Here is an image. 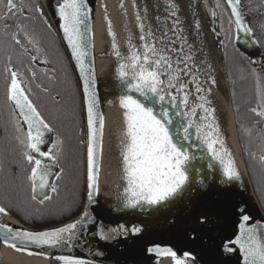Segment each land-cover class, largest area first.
I'll use <instances>...</instances> for the list:
<instances>
[{"label": "snow or ice", "instance_id": "6c2138e0", "mask_svg": "<svg viewBox=\"0 0 264 264\" xmlns=\"http://www.w3.org/2000/svg\"><path fill=\"white\" fill-rule=\"evenodd\" d=\"M221 3L229 10L230 27L226 31L221 25L219 30L213 28L212 31L217 37L224 33L225 38L219 40V44L225 49L232 44L238 58L247 60L246 67L241 69L242 78L251 76L255 79L259 104V109L252 107L250 111L264 119V88L261 87L264 76L260 75V72H264V54L256 60L235 48V44H239L242 39L254 48H264V23L258 26V37L257 29L245 19L242 0H217L216 7L219 8ZM166 10L172 20L168 32L173 34L174 39L169 37L168 32H162L157 37L151 27H146L145 17L138 12L136 20L141 43L134 44L130 36L125 54L119 50L111 20L105 16L107 35L111 38V54L115 57L114 76L119 88L118 107L121 109L122 123L118 177L121 184L117 192V208L167 207L183 199L186 193H191L194 184L206 192L209 188L207 177L194 164L197 159H202L193 151L194 147H198L196 142L204 145L212 161L219 165V174L222 176L220 184L228 185L241 179L217 121L216 109L209 98L211 88H206L200 80L204 61L198 64L191 54V45L181 28L177 4L169 0ZM90 14L88 0H56L54 15L62 34L61 41L70 54L65 60L54 41L42 46V34L32 26L37 20H42L48 34L52 32V24L44 17L39 4H33L31 0H0V38L3 39L0 55L6 58L4 72L9 81L6 101L11 108L9 124L16 133L14 139L25 173L24 184L30 189V202L41 206H25L27 215L40 217L51 214L46 202L53 197L45 189L58 193V184L50 180L54 175L53 167L59 168L55 173L57 180L61 179L64 172L60 163L64 156L65 139L58 125L76 112L78 104L75 97L78 93L82 94L86 119V200L83 207H77L75 198L66 199L56 211L68 213L66 219L70 222L42 230L15 228L0 221V246L14 254L10 264H22L19 258L24 256L51 257V253L37 252L35 249L71 251L82 240L87 243L88 235L108 243L119 237L137 236L142 232V227L136 224L106 226L102 221H97L92 209L100 191L99 157L104 116L96 90L94 61L89 59L92 48ZM210 15L215 21L216 11H211ZM195 28L199 31L198 21ZM178 42L180 47L177 48ZM185 47L189 52H185ZM53 53L61 64L63 79L57 76L56 68H52L51 75H48L47 70L44 74L49 82L60 84L61 90L52 95L51 89L37 84L51 102L50 106L47 103L38 104L32 98V89L26 87L25 80L26 73H31V80L35 81L36 71L31 65L20 71L13 63V57L16 56L21 65L24 57L46 65L51 63L48 57ZM69 65H74L78 82L72 80ZM207 67L210 69L211 65ZM203 74L208 82L216 85V79L209 72ZM189 85L194 86L195 102H190L193 88ZM252 155L264 167V154L258 157ZM2 167L3 162H0ZM208 167L213 168L214 164L209 163ZM223 191L226 205L238 219L237 230L221 242V252L230 256L238 251L239 264H264V228L259 222L250 223L252 216L243 203H233L228 189ZM261 203L264 205V200ZM76 211H79V215L73 219ZM0 214L9 215V212L0 206ZM195 223L198 226L207 224L208 215L201 212L195 218ZM92 228L95 231L90 232ZM195 230L193 228V232ZM147 252L158 257L170 256L173 264H197L191 252L178 257L172 248L159 246L149 247ZM96 255L102 256L103 251L98 250ZM54 258L59 264H93L91 260L71 255L61 254ZM0 264H5L2 256Z\"/></svg>", "mask_w": 264, "mask_h": 264}, {"label": "water", "instance_id": "95a60500", "mask_svg": "<svg viewBox=\"0 0 264 264\" xmlns=\"http://www.w3.org/2000/svg\"><path fill=\"white\" fill-rule=\"evenodd\" d=\"M39 1L47 14L48 23L52 24V30L57 35L58 40L68 58L70 54L67 51L66 45H64L61 41L62 34L59 32L57 18L54 15L56 0ZM142 1L146 6H148L149 4V15L151 12L154 23L149 20V16L147 18V12L145 13L144 17L146 23L149 20V27H151V29L156 33L157 37H159L162 32H168V29L170 27L168 26V23H166L164 13L159 8L157 1ZM136 3L138 8L140 7L142 9L141 2L139 0H136ZM88 5L91 9L90 23L92 29V48L89 59L94 61L97 76L96 90L101 101V111L104 116V129L102 137L103 142L104 134L106 131L103 96L107 91H109L108 85L110 83L113 85L114 90H119L117 81L114 76L115 57L111 54V38L107 35V22L105 20V16H107L109 20L112 19V16L108 4L105 0H88ZM224 6L226 9L225 4ZM226 11L229 16V10ZM211 24L216 28L215 21H213L212 18ZM94 25H96V29H94ZM94 30L95 36H97L98 34L103 42L102 45H105V48H102L99 51H95L96 42L99 43V41L97 37L94 36ZM117 30L118 29H113L115 36H120L121 41L118 42V40H116V42L121 53L125 54L127 51L129 38H127V35H125L123 32H121L120 34L117 33ZM168 35L170 38L174 39V36L171 32H168ZM132 42L136 45L140 44L133 39ZM233 44H235L234 41ZM99 46H101L100 43ZM176 47H180L179 42L177 43ZM235 47L239 48L240 51H243L247 56H251L256 60L261 59L262 54H264L262 48H254L244 39H242L239 44H235ZM70 66L74 74L75 82H78V73L76 72L74 65ZM223 78L225 79L228 99L231 106L228 84L224 72ZM189 87L193 88V85H189ZM79 98L81 103L84 133V203V201L86 200L87 168V149L85 143L86 119L85 113L83 111L81 93H79ZM190 102H193L191 98ZM193 139L195 140V137ZM196 143L198 147H194L193 151L195 152L197 157H202V159H197L196 161H194V164L197 168L201 169L202 174L207 177L209 188L206 192H202L197 187V185L194 184L192 185L193 191L191 193H186L183 199L173 202L167 207L145 206L138 207L136 209H123L117 208V192L119 186L117 187V191L112 193V195L108 197L101 196L99 191L96 197V203L92 206V209L97 217V221H102L106 226L109 227H115L119 224H136L142 227V232L139 235H129L126 238L119 237L117 240L108 243L98 241L92 238L91 235H88L86 237L88 241L87 243L82 240L80 243H77L76 246L71 249V251L67 249H35V251L48 252L51 253L53 257L61 254L71 255L74 258L91 260L93 261V264H154V261L158 256H156L154 253H148L147 249L149 247L159 246L161 248H172V250L177 253L178 257H183L185 252H191L196 257L197 264H239L238 251L229 256L222 253L220 250L221 242L225 238L232 236L233 233L237 230L236 221L238 219V217L234 215L226 205L225 194L223 190L225 188L228 189L233 203H243V205L248 209L249 213L252 216V221H250V223L259 222L261 227L264 228V212L257 200L252 184L250 182L243 154L242 164L246 176L245 182L243 180L244 176H241V179L239 181L232 182L228 185H222L219 183V180L222 179V176H220L219 174V165L215 164V162L212 161L204 145L199 144V142ZM118 148L119 147L115 149L116 152H118ZM209 163L214 164V167L209 168ZM120 164L121 163L117 161V165L113 167L114 173L117 177H119L120 175ZM57 171L58 170L56 168H53L54 175L50 178L51 181L53 180ZM119 182L121 183L120 180ZM45 191L49 190L45 189ZM201 212H204L208 215V223L203 226H198V224L195 223V218ZM77 215H79V213ZM75 216L72 218L75 219ZM0 221H3L4 223L15 228H22L27 230H42L45 228H31L24 226L10 215H6V217L0 215ZM68 222L70 221L67 220L62 223ZM62 223L49 227L61 226ZM193 228L196 229L195 232H193ZM91 231H95V228L90 229V232ZM193 237L195 238L193 239ZM98 250L103 251L102 256L96 255V252ZM5 264L7 263L5 262ZM56 264H59V262L56 261Z\"/></svg>", "mask_w": 264, "mask_h": 264}, {"label": "trees", "instance_id": "16d2710c", "mask_svg": "<svg viewBox=\"0 0 264 264\" xmlns=\"http://www.w3.org/2000/svg\"><path fill=\"white\" fill-rule=\"evenodd\" d=\"M220 15L225 16L223 12ZM229 27L230 25L225 22L223 28L227 31ZM222 34L224 39V33ZM55 43L60 51L58 41L56 42L55 40ZM232 46L230 44L227 49L224 48L223 55V62L227 71L231 107L234 112L235 127L248 175L257 200L264 212V205L261 203L264 200V167L260 165L258 159H253L252 155L255 154L258 157L264 154V133H262V128H260V126L264 125V120L250 111V108H258L259 106L255 104L257 100V89L254 88L255 84L251 80V76L242 78L241 69H244L246 66L238 56L233 54ZM229 72L232 73L231 76H229ZM77 116L75 112L67 118H64L60 124L65 138V167L61 179L57 181L59 192L52 193L51 196L53 199L46 202L47 210L51 214H45L40 217L26 214L24 210L25 206L29 208L41 206L36 205L35 202H30L29 189L24 184L25 173L22 164H20V157L10 149L11 145L7 142V138L5 139L6 145L4 149H0L2 151H0V158L1 162H3V167L0 168V206L5 207L9 215L24 226L44 228L67 221L68 219L66 217L68 213L61 214L56 211L66 199L75 198L77 200V207H82L84 178L82 149L80 150L77 144V131L79 126V117ZM248 129H251V131L249 132ZM78 213L79 211H76L75 215Z\"/></svg>", "mask_w": 264, "mask_h": 264}, {"label": "bare ground", "instance_id": "6f19581e", "mask_svg": "<svg viewBox=\"0 0 264 264\" xmlns=\"http://www.w3.org/2000/svg\"><path fill=\"white\" fill-rule=\"evenodd\" d=\"M105 1L108 4L109 10L111 11L112 29H118L117 33L120 34L123 32L125 35H127V38L131 36L134 41L141 43L138 39L140 33L136 15L139 12V14L144 17L145 13L147 12V18L149 16V20L154 23L151 12L149 15V4L146 6L142 0H139L143 5H141V9L136 5V0ZM180 1L184 4L186 9L190 10L191 12H195L198 18L197 21L199 20L200 22L199 31H197L195 26L186 24V27L182 29L183 35L187 37L188 44L191 45V54L194 56L196 62L199 64L200 61H204V64L201 65L203 71L200 74V80L202 83H204L206 88H211V95L209 98L212 101V107L216 109L217 121L220 124L222 134L226 138L227 147L232 153V158L235 161L241 176H244L243 180L245 182L246 176L242 164V153L238 143L233 111L228 99V92L226 89L225 79L223 78V69L218 55V50L216 45L213 43L210 31L204 23L203 9L198 0ZM121 4L123 7H121ZM148 22L146 23L145 20L146 27H149ZM168 26L171 27V25ZM94 29H96V25H94ZM95 37H97L99 43L101 44V46H99V43L96 42L95 51H99L102 48L104 49L105 45H102L103 42L98 34ZM116 40L120 42V36H117ZM185 52H189L187 47H185ZM207 65H211V68L209 69ZM204 72H209L216 79V85H212L206 80V76L203 74ZM108 87L109 91H107L103 96L106 131L100 153L99 174L100 195L104 197H108L112 195V193L116 192L117 187L121 184L118 177L115 175L113 168L117 165V161L121 163L119 151L121 144L122 123L121 109L118 107L119 90H114L111 83L108 85ZM190 98L193 102H195L194 86L193 96ZM109 101H113L115 103L110 104ZM117 147H119L117 149L118 152L115 150ZM0 215L6 217L4 214ZM0 256L3 257L7 264H10L14 254L8 252L6 249L0 246ZM19 260L22 262V264H56V260L52 255L51 257L45 255H37L33 257L24 256L20 257ZM154 264H173V261L170 256H161L155 259Z\"/></svg>", "mask_w": 264, "mask_h": 264}, {"label": "flooded vegetation", "instance_id": "af4514ba", "mask_svg": "<svg viewBox=\"0 0 264 264\" xmlns=\"http://www.w3.org/2000/svg\"><path fill=\"white\" fill-rule=\"evenodd\" d=\"M201 1L205 7L206 13L209 16H211L210 15L211 11H213V10L216 11V13H217V17L215 19L216 27L217 26L221 27V25H224L225 22H227L229 24V16L227 14V11H226L223 3H221V6L219 8H217L216 7L217 0H201ZM31 2L33 4H39L41 6V8L43 9L44 17L47 18V14H46L44 8L42 7L40 1L39 0H31ZM242 3H243L244 15L246 16V19L251 24V26H253L254 28L257 29L256 35L259 37L260 32L258 30V26L260 23H264V0H242ZM221 12H223L225 14V16H221L220 15ZM225 18L227 21L225 20ZM32 26L35 27V29L37 30L38 33L42 34V41H41L42 46H47L49 41L55 42V40H56V42L58 41V43H59L58 46L60 45L59 46V48H60L59 53L62 54V56L65 60L68 59L63 48H62V46H61V44H60V42H59V40H58L57 35L55 34V32L53 30H52L51 34H48L46 26L43 24L42 20H37L35 22V24ZM2 46H3V39L0 38V49H2ZM56 46H57V44H56ZM262 50L264 51V48H262ZM233 54L235 56H238L234 50V47H233ZM48 59L51 61V63L45 65V64H40L38 61L37 62H31L29 58L24 57L23 58V65H21L20 63L17 62V57L14 56L13 57V63L22 72L25 70L26 67L31 65L33 70L36 71L37 76H36V80L32 81L31 80V73H26V75H25V80L27 81L26 87H30L32 89V98L38 104L43 105V104L47 103L50 106L51 102L48 98V95L46 93L42 92L40 90V88L37 87V84H39L41 87H46V88L51 89L52 95H55V92L57 90H61V85L58 83L54 85L53 83L49 82L47 80L44 72H45V70H47L48 75H51L52 74V72H51L52 68H56L57 69V76L60 79H63V73L61 71V64L57 62V56L55 53L50 55L48 57ZM5 60H6V58L3 57V55H0V149L1 148L4 149V147L6 145L5 139L7 138V140H8L7 142L10 143V145H11L10 149L12 151H14L17 155H19V148H18V145L14 139L16 133L14 132V130L12 129V127L9 124L11 108L6 101V87H7V84L9 83V81L6 80V73L4 72ZM242 62L245 66L247 65V60H244ZM257 71L260 72L259 67H257ZM69 72L71 74L72 80L75 82L74 74L72 72L70 65H69ZM260 75L264 76V72H260ZM251 80L255 84L254 88L257 89V83H256L255 79L253 77H251ZM261 87L264 88V84H261ZM75 100L78 104V107L76 110V116L78 114L77 117H79V121H78L79 126H78V131H77V144H78V147L80 148V150L82 149L83 178H84V186H85L84 133H83V120H82V112H81V103H80L79 93L76 95ZM255 104L259 105L257 100H256ZM258 109H259V106H258ZM45 114L47 115V113H45ZM260 119H262V118H260ZM58 126H60V125H58ZM260 128H262L261 131H262V133H264V125L260 126ZM62 130L63 129H61V131ZM62 133H63V131H62ZM263 150H264V148H263ZM0 155H1V153H0ZM64 156L61 159V163H60V167H62L63 169L65 167ZM19 157H20V155H19ZM0 162H1V158H0ZM53 168H56L59 171V168H57V167H53ZM57 181L58 180H57L56 176H54L52 182L57 183ZM48 192H49V195H52L50 190ZM29 194H30V189H29ZM83 200H84V198H83Z\"/></svg>", "mask_w": 264, "mask_h": 264}, {"label": "rangeland", "instance_id": "374dc122", "mask_svg": "<svg viewBox=\"0 0 264 264\" xmlns=\"http://www.w3.org/2000/svg\"><path fill=\"white\" fill-rule=\"evenodd\" d=\"M156 1H157V4H158L159 8L164 13V16H165V19H166V23H168V25H171L172 24V20H171L170 17H168V13H167V10H166L167 9V5L169 3V0H156ZM173 2H175L177 4V6H178L179 20L181 22V28L182 29L185 28L186 24H191L192 26H195V23L197 22V19H198L197 15L195 14V12H191L190 10L186 9L184 4L180 0H173ZM198 2L200 3V5H201V7L203 9L204 23L206 24L208 30L210 31V34H211L212 39H213V43L216 45V48L218 50V55H219V58H220V61H221L222 69H223V72H224V75H225L226 81H227V74H226L227 71L225 69L224 62H223L224 48L219 44V40L223 39V34H221L219 37H217L215 35V33L212 31V29L215 28V27H213L212 24H211V16H209L206 13V10L204 9L202 1L198 0ZM198 22H199V20H198ZM199 24H200V22H199ZM219 28H220V26L216 27L217 30H219Z\"/></svg>", "mask_w": 264, "mask_h": 264}]
</instances>
